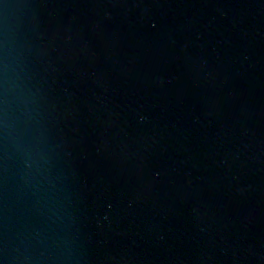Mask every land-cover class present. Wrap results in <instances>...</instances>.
Listing matches in <instances>:
<instances>
[{
    "label": "water",
    "instance_id": "95a60500",
    "mask_svg": "<svg viewBox=\"0 0 264 264\" xmlns=\"http://www.w3.org/2000/svg\"><path fill=\"white\" fill-rule=\"evenodd\" d=\"M0 264H264V0H0Z\"/></svg>",
    "mask_w": 264,
    "mask_h": 264
}]
</instances>
